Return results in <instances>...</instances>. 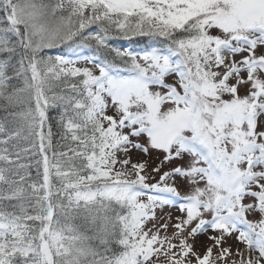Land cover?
I'll use <instances>...</instances> for the list:
<instances>
[{
    "label": "snow or ice",
    "instance_id": "1",
    "mask_svg": "<svg viewBox=\"0 0 264 264\" xmlns=\"http://www.w3.org/2000/svg\"><path fill=\"white\" fill-rule=\"evenodd\" d=\"M0 264H264V0H0Z\"/></svg>",
    "mask_w": 264,
    "mask_h": 264
},
{
    "label": "rangeland",
    "instance_id": "2",
    "mask_svg": "<svg viewBox=\"0 0 264 264\" xmlns=\"http://www.w3.org/2000/svg\"><path fill=\"white\" fill-rule=\"evenodd\" d=\"M228 243L233 245L234 248L237 246V245H235L234 241H232V240H229ZM198 247H200V246L198 245ZM200 250L203 251V248H200Z\"/></svg>",
    "mask_w": 264,
    "mask_h": 264
},
{
    "label": "trees",
    "instance_id": "3",
    "mask_svg": "<svg viewBox=\"0 0 264 264\" xmlns=\"http://www.w3.org/2000/svg\"><path fill=\"white\" fill-rule=\"evenodd\" d=\"M126 43V42H125Z\"/></svg>",
    "mask_w": 264,
    "mask_h": 264
}]
</instances>
